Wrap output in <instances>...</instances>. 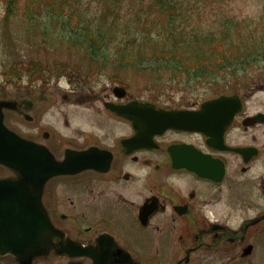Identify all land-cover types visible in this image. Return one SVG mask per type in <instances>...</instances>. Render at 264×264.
<instances>
[{"label":"flooded vegetation","instance_id":"1","mask_svg":"<svg viewBox=\"0 0 264 264\" xmlns=\"http://www.w3.org/2000/svg\"><path fill=\"white\" fill-rule=\"evenodd\" d=\"M249 116L238 113L224 134L225 145L246 149L238 154L181 129L154 136L152 148L125 146L134 133L112 138L104 129L64 147L48 133L35 136L58 156L94 146L110 163L106 172L48 181L42 200L61 237L45 255L8 254L0 264H264V127ZM204 155L224 164L220 182L188 169Z\"/></svg>","mask_w":264,"mask_h":264},{"label":"trees","instance_id":"2","mask_svg":"<svg viewBox=\"0 0 264 264\" xmlns=\"http://www.w3.org/2000/svg\"><path fill=\"white\" fill-rule=\"evenodd\" d=\"M79 1L3 0L0 22L16 21L28 36L58 47L87 48L92 63L118 61L117 68L143 67L158 79L215 84L216 94L234 92L232 83L247 79L238 72L264 61V5L243 16L224 0H95L89 18ZM30 67L22 63L20 71L31 74Z\"/></svg>","mask_w":264,"mask_h":264},{"label":"rangeland","instance_id":"3","mask_svg":"<svg viewBox=\"0 0 264 264\" xmlns=\"http://www.w3.org/2000/svg\"><path fill=\"white\" fill-rule=\"evenodd\" d=\"M261 1L224 0V3L235 8L237 14L241 11L243 16H256L264 5ZM78 6L87 9V15L91 18L94 12H91L90 7L95 10L96 2L80 0ZM3 8V0H0V18ZM83 11L86 13V10ZM89 51L87 48L75 49L64 45L56 47L46 38L28 36L16 21L7 26L0 22V98L19 103L30 99L34 102L32 115L35 117V121L29 123L19 113L6 111L5 123L27 138L41 137L44 131H48L64 147L68 142L81 144L91 134L101 135L103 129L104 133L108 130L114 132L112 138L126 132L123 124L108 120L103 108L102 101L111 97L114 85L124 86L129 98L154 102L160 106L199 104L216 94V87L212 88L215 84L194 85L156 79L143 67L117 68L118 61L104 63L106 68H100L90 63ZM113 51L110 47L106 54ZM111 57L110 54L106 59ZM29 61L31 67L28 70L31 74H21V78L12 76L14 71H20L22 63ZM249 68L248 73L239 71L237 74V77L246 75L248 81L245 84L238 85V78L232 84L238 85L240 95L247 96L245 104L248 113L263 112L264 61ZM219 85L228 90L230 83L220 82ZM64 119L69 121L67 128ZM10 174L9 170L0 166V176Z\"/></svg>","mask_w":264,"mask_h":264},{"label":"water","instance_id":"4","mask_svg":"<svg viewBox=\"0 0 264 264\" xmlns=\"http://www.w3.org/2000/svg\"><path fill=\"white\" fill-rule=\"evenodd\" d=\"M115 93L118 96L124 95L122 89H116ZM14 108V102L0 100V164L15 174L14 178L0 180V254L20 256L23 252L25 256H34L48 249L55 234L41 204L46 180L56 175L75 174L95 165L94 161L86 158L88 156L76 158L75 152H70L73 154L67 156L66 160L57 161L44 146L9 130L3 124V109ZM113 108L132 120L136 129L145 127L147 122L160 119L157 115L150 116L147 110L134 103ZM237 111L236 96H221L204 102L196 114L204 118L205 122L213 124L210 128L205 125V128L210 130L212 136L218 137L217 134L224 131ZM256 119L262 120L264 115H259ZM159 128L163 129L164 125ZM208 170L199 172L216 179V173Z\"/></svg>","mask_w":264,"mask_h":264}]
</instances>
